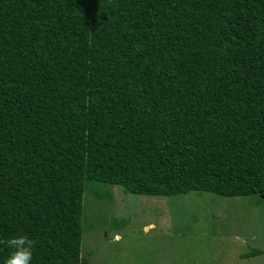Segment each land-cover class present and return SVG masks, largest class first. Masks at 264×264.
<instances>
[{
  "label": "trees",
  "instance_id": "16d2710c",
  "mask_svg": "<svg viewBox=\"0 0 264 264\" xmlns=\"http://www.w3.org/2000/svg\"><path fill=\"white\" fill-rule=\"evenodd\" d=\"M100 184L264 199V0H0V241L86 264Z\"/></svg>",
  "mask_w": 264,
  "mask_h": 264
},
{
  "label": "rangeland",
  "instance_id": "374dc122",
  "mask_svg": "<svg viewBox=\"0 0 264 264\" xmlns=\"http://www.w3.org/2000/svg\"><path fill=\"white\" fill-rule=\"evenodd\" d=\"M93 187L87 189L101 196L87 190L82 198L86 264H264V254L240 257L264 249V199L203 192L151 197Z\"/></svg>",
  "mask_w": 264,
  "mask_h": 264
},
{
  "label": "clouds",
  "instance_id": "9594fccd",
  "mask_svg": "<svg viewBox=\"0 0 264 264\" xmlns=\"http://www.w3.org/2000/svg\"><path fill=\"white\" fill-rule=\"evenodd\" d=\"M0 243H6L12 249L4 264H31L34 242L27 236L14 237L7 241H0Z\"/></svg>",
  "mask_w": 264,
  "mask_h": 264
}]
</instances>
